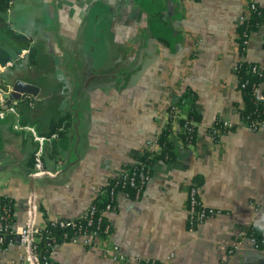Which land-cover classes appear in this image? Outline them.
<instances>
[{
    "label": "crops",
    "instance_id": "obj_1",
    "mask_svg": "<svg viewBox=\"0 0 264 264\" xmlns=\"http://www.w3.org/2000/svg\"><path fill=\"white\" fill-rule=\"evenodd\" d=\"M251 1L264 9V0H23L18 10L13 0L11 28L55 56L51 75L29 50L21 54L29 61L0 69V98L8 100L17 81L37 87L16 92L19 116L0 117V197L15 201L17 233L84 213L124 166L160 150L170 105L191 90L201 117L195 142L174 161H155L140 199L118 196L116 210L105 214L113 230L95 247L60 243L52 259L125 264L113 256L118 246L133 263L264 264V249L245 235L251 225L264 228V129L242 123L237 75L240 62L264 67V24L246 54L239 50L237 29L251 16ZM179 106L175 131L188 115V105ZM217 118L236 127L215 140ZM195 179L203 202L219 212L191 231ZM35 259L19 236L0 249V264Z\"/></svg>",
    "mask_w": 264,
    "mask_h": 264
},
{
    "label": "trees",
    "instance_id": "obj_2",
    "mask_svg": "<svg viewBox=\"0 0 264 264\" xmlns=\"http://www.w3.org/2000/svg\"><path fill=\"white\" fill-rule=\"evenodd\" d=\"M199 1V0H197ZM13 0H0V69L7 68V64L12 62V66L20 63L23 58L21 54L24 50H29V57L36 51V47L31 44V39L11 28L8 21L9 11ZM264 24V9L257 5L253 9L251 16L242 22L237 31L239 34L238 43L239 50L242 55L246 54L247 42L250 35L258 30ZM253 62H240L238 64L237 75L239 78L238 88L243 93L244 108L241 110V120L246 124H252L257 120H264V101L257 96V91L260 85L264 82L263 75L253 73L251 65ZM264 72V71H263ZM1 74V73H0ZM23 78V77H22ZM3 77L0 76V83ZM2 84V83H1ZM3 86H7L4 83ZM2 87V86H1ZM196 93L187 90L177 102L178 105H188L187 118L178 119L180 129H173L174 118L170 115V120L161 133L158 144L159 151L145 150V152L136 158L139 165L132 163L123 167L124 169H139L141 164L151 166V176L153 174V165L157 159H164L168 162L174 161L179 156V149L186 148L193 144L196 140L197 122L201 117L196 110ZM222 119L217 118L213 126L222 128L224 134L233 131L235 125L224 127ZM191 122H195L196 126L193 131L190 130ZM212 127V126H211ZM218 140L220 136H214ZM137 185H132L130 182H125L121 176H114L109 182L103 186L101 192L94 199L90 207L81 215L74 217L70 226H61L51 219H47L44 226L36 229L34 232L33 252L37 258L38 264H59L52 259V252L55 245L70 242L71 238L81 232H90L96 230L98 234L107 236L105 227L109 219L103 214L109 205L116 204L118 201V193L123 191L131 199H140L146 186H140V177L135 175ZM200 186L202 181L195 179L193 182ZM94 210V214L91 212ZM92 219V222L90 220ZM17 222V214L15 201L9 195L0 197V249H5L8 245L19 236L15 225ZM246 236L254 239L258 249H264V228L258 225H251L246 229ZM20 237V236H19ZM147 264H162L155 259L145 260Z\"/></svg>",
    "mask_w": 264,
    "mask_h": 264
},
{
    "label": "built area",
    "instance_id": "obj_3",
    "mask_svg": "<svg viewBox=\"0 0 264 264\" xmlns=\"http://www.w3.org/2000/svg\"><path fill=\"white\" fill-rule=\"evenodd\" d=\"M249 7L250 10L252 11L253 9H256L257 4L254 1H251L249 3ZM238 69V67H237ZM251 71L253 73L256 74H260L263 75V71H264V67H262L261 65L254 63L251 65ZM259 89V88H258ZM16 103H8V100L5 99L4 97L0 98V117H4L5 114L7 112H12L13 114H15L16 116H19V113L16 109ZM170 115L174 118L177 119L179 118V116L181 115V109L180 106L177 105L176 103H173L170 105ZM185 119L187 117H184ZM222 124L224 127H231V125H233L229 120L227 119H222ZM242 123L249 129L251 130H258V129H264V120H257L255 122H253L252 124H246L242 121ZM192 126L190 127V130L193 131V128H195L196 123L195 122H191ZM210 133L213 136H222L224 134V131L222 130V128H217L214 127L212 125V127L210 128ZM38 157H37V167H40V158L39 155L40 153H37ZM135 164H137V166L135 168H138V161L134 162ZM151 171L152 168L151 166H146L141 164V167L139 169H124L121 170V172L118 174V176H121V178L123 180H125V182H130L132 185H137L136 184V180H135V175L138 173L139 177H140V186H146L149 182V180L151 179ZM125 195L127 196V194L123 191H120L118 193V195ZM128 197V196H127ZM117 208L116 204H113L112 206L109 205L107 210L105 212H103V214L105 215L107 212L110 211H115ZM219 211L209 207L208 205H206L201 196H200V186L196 185L195 183H193L189 189L188 192V199H187V224L188 227L191 231H194L195 229H197L199 227V225H201L202 223H204L209 217L214 216L218 213ZM91 214H94V210L91 212ZM73 220V218H62V219H58V220H53L56 223H60L61 226H70L71 225V221ZM90 222H92V219L90 220ZM113 230L112 224L110 221L107 222L106 227H105V233L107 235H109ZM36 231V229H34L32 226H29L27 229L23 230L21 233H19L20 236V240L21 242L27 244V245H32V250H33V241H34V232ZM101 237H104L100 234L97 233V231L94 229L90 232H81L79 234H76L74 237L71 238V241L73 242H77V241H82L86 246L88 247H95L96 245V240L100 239ZM255 247L257 248V246L255 245ZM113 251V256L116 260H122L125 262V264H147L145 260H148V258H139L136 263H133L128 257L127 255H125L118 246H114L112 248Z\"/></svg>",
    "mask_w": 264,
    "mask_h": 264
},
{
    "label": "rangeland",
    "instance_id": "obj_4",
    "mask_svg": "<svg viewBox=\"0 0 264 264\" xmlns=\"http://www.w3.org/2000/svg\"><path fill=\"white\" fill-rule=\"evenodd\" d=\"M22 1L23 0H14L16 8L18 10H19L20 7H22ZM24 7L26 8V5H24ZM30 11L34 12V11H36V9L30 8ZM20 14L22 15L23 12L21 11ZM23 16H24V14H23ZM52 35H54V34H52ZM35 47H36V51L33 52L34 53L33 56L35 55L34 57L37 60V62L39 63V65L41 66L40 68H42V71H44L47 74L51 75L52 72H53L52 70H54V67H53V60L55 59L54 54L51 53L50 50H45L46 49V45L45 44L38 43V44H36ZM68 52L71 53L70 51H68ZM68 52L67 51L62 52V58H64L63 60H65L67 62L70 61V59L72 58L71 55ZM26 59L27 58H25V60H22L20 63H23L24 61H29V60H26ZM69 68H70L71 71L76 69L75 66H70ZM117 69H119V67ZM122 69H123V67H122ZM97 72H99L98 69H97Z\"/></svg>",
    "mask_w": 264,
    "mask_h": 264
},
{
    "label": "water",
    "instance_id": "obj_5",
    "mask_svg": "<svg viewBox=\"0 0 264 264\" xmlns=\"http://www.w3.org/2000/svg\"><path fill=\"white\" fill-rule=\"evenodd\" d=\"M14 86H15L14 92H12V94H10L8 97V103H11V101L14 99L17 91H20V92L27 91L29 93H33L34 90H37V87H35L34 85L24 83L23 81H17ZM257 96L260 100L264 101V82L260 85V87L257 91ZM29 246L32 250V245L30 244ZM35 264H38L36 259H35Z\"/></svg>",
    "mask_w": 264,
    "mask_h": 264
}]
</instances>
